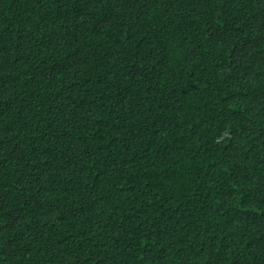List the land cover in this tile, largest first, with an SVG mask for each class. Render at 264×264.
Segmentation results:
<instances>
[{
	"label": "trees",
	"instance_id": "1",
	"mask_svg": "<svg viewBox=\"0 0 264 264\" xmlns=\"http://www.w3.org/2000/svg\"><path fill=\"white\" fill-rule=\"evenodd\" d=\"M0 264H264V0H0Z\"/></svg>",
	"mask_w": 264,
	"mask_h": 264
}]
</instances>
